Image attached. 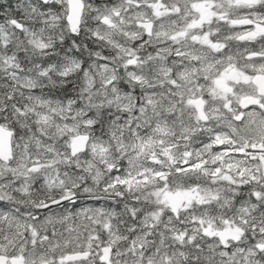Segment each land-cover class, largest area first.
Instances as JSON below:
<instances>
[{
	"label": "snow or ice",
	"instance_id": "6c2138e0",
	"mask_svg": "<svg viewBox=\"0 0 264 264\" xmlns=\"http://www.w3.org/2000/svg\"><path fill=\"white\" fill-rule=\"evenodd\" d=\"M0 264H264V0H0Z\"/></svg>",
	"mask_w": 264,
	"mask_h": 264
}]
</instances>
